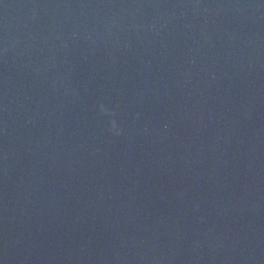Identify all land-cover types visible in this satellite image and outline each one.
<instances>
[{
	"label": "water",
	"instance_id": "obj_1",
	"mask_svg": "<svg viewBox=\"0 0 264 264\" xmlns=\"http://www.w3.org/2000/svg\"><path fill=\"white\" fill-rule=\"evenodd\" d=\"M0 264H264V0H0Z\"/></svg>",
	"mask_w": 264,
	"mask_h": 264
}]
</instances>
